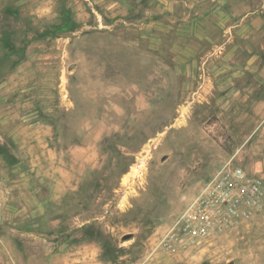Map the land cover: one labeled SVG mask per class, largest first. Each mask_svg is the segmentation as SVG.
<instances>
[{"label": "rangeland", "instance_id": "obj_1", "mask_svg": "<svg viewBox=\"0 0 264 264\" xmlns=\"http://www.w3.org/2000/svg\"><path fill=\"white\" fill-rule=\"evenodd\" d=\"M249 2L223 62L150 39L149 0H0V264H264V212L163 242L222 162L264 175V0ZM180 46L209 64L184 71Z\"/></svg>", "mask_w": 264, "mask_h": 264}, {"label": "built area", "instance_id": "obj_2", "mask_svg": "<svg viewBox=\"0 0 264 264\" xmlns=\"http://www.w3.org/2000/svg\"><path fill=\"white\" fill-rule=\"evenodd\" d=\"M262 212L264 175L228 159L187 199L163 242L168 248L198 245Z\"/></svg>", "mask_w": 264, "mask_h": 264}, {"label": "crops", "instance_id": "obj_3", "mask_svg": "<svg viewBox=\"0 0 264 264\" xmlns=\"http://www.w3.org/2000/svg\"><path fill=\"white\" fill-rule=\"evenodd\" d=\"M148 7L160 12L155 17L151 14L157 11L152 9L143 19V27L150 39L161 41L166 32L173 31L176 39L205 42L215 49L216 57L222 58L223 62L230 54L228 41L248 25L256 23V18L248 19L256 10H251L249 0H149ZM180 48L182 50L176 55L182 56L177 59L184 71H193L200 63L202 66L209 64L212 52L202 53L193 47ZM197 57L201 60L196 61Z\"/></svg>", "mask_w": 264, "mask_h": 264}]
</instances>
